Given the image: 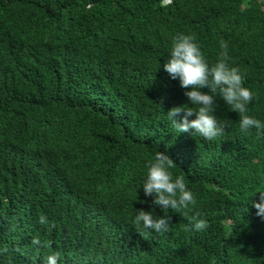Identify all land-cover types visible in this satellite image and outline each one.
<instances>
[{"label": "trees", "instance_id": "16d2710c", "mask_svg": "<svg viewBox=\"0 0 264 264\" xmlns=\"http://www.w3.org/2000/svg\"><path fill=\"white\" fill-rule=\"evenodd\" d=\"M179 33L209 64L227 42L254 93L248 114L264 123V0H0V264L54 252L58 264H264L251 203L264 190V131L241 132L218 95L223 136L173 128L170 108L196 107L163 67ZM39 110L58 127L48 147L12 129ZM157 151L196 199L188 217L168 211L164 233L132 223L139 209L164 215L142 187ZM194 212L206 229H194Z\"/></svg>", "mask_w": 264, "mask_h": 264}, {"label": "clouds", "instance_id": "9594fccd", "mask_svg": "<svg viewBox=\"0 0 264 264\" xmlns=\"http://www.w3.org/2000/svg\"><path fill=\"white\" fill-rule=\"evenodd\" d=\"M172 2L173 0H161V6L166 7ZM219 46L221 52L216 62L209 64L193 34L179 33L172 38L170 58L164 63V70L172 79H179L180 87L186 89L184 95L188 98V104L196 107H186L185 104L174 106L167 111V118L178 133L191 132L192 135L196 133L206 140H215L225 134L227 127V124L218 121L214 114L218 95L231 110L239 114L241 132L247 133L255 128L257 135H260L264 131V123L248 114L247 105L253 100L254 93L244 85V76L240 68L229 64L227 42L221 40ZM43 79L46 83L49 81L47 78ZM34 82L36 85L41 84L39 79H35ZM205 88L207 91L201 90ZM39 112H34L31 116L16 117L12 129L18 137L28 142L38 139L45 145L50 142L46 146L48 147L57 137L58 127L53 121H48L53 120L51 114ZM192 116L195 118L189 119ZM175 164L170 155L162 151H157L154 158L148 161L146 178L142 184L143 191L145 196L153 197L152 204L158 205L164 215L157 218L151 211L139 209L132 221L134 225H142L144 229L164 233L170 231L171 217L167 215L169 210L184 217H188L193 211L196 199L183 176L177 175L174 178L171 169ZM257 192L258 200L253 199ZM251 203L257 210L256 215L264 218V190L254 192ZM191 220L197 231L208 227L207 220L202 218L199 212H194ZM39 222L48 224L44 215L39 217ZM32 244L40 246L42 242L34 238ZM59 256V252L50 253L44 264H58Z\"/></svg>", "mask_w": 264, "mask_h": 264}]
</instances>
